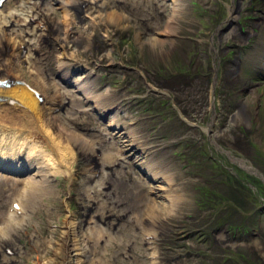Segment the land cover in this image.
Listing matches in <instances>:
<instances>
[{
	"label": "rangeland",
	"instance_id": "obj_1",
	"mask_svg": "<svg viewBox=\"0 0 264 264\" xmlns=\"http://www.w3.org/2000/svg\"><path fill=\"white\" fill-rule=\"evenodd\" d=\"M20 1L5 0L0 11L18 10ZM176 1L180 2V9L177 8V18L172 22L175 33L166 35L172 13L170 0H107L105 14L115 11L123 18L122 28L109 26L100 19L99 28L92 26L101 33L97 34L99 38L93 47L84 39L80 44L70 42L65 46L67 54L75 51L74 60L81 58L94 68L89 75H81L78 68L67 63L68 75L62 76L55 69L54 34H48L41 43L39 59L41 57L42 69L48 71L43 81L52 76L46 80L50 83L56 80V85L64 90L58 91L72 102V114L65 117L76 119L72 131L79 138L84 135L93 136L89 140L94 141L101 138L108 146L114 142L110 151L124 161L122 170L118 169V177L124 180L126 187H139L134 197L131 194L134 187L127 195L115 191L118 199L114 192L108 198L100 196L103 207L97 211L104 215L112 208V211L117 210V215L120 209L134 213L140 204L145 208L146 196L149 207L156 203L160 208L158 214L155 213L156 224L163 229L160 236L155 237L152 232L144 234L142 243L139 236H131L133 232L139 233L138 227L132 230L133 224H126L120 230L115 227L118 230L115 232L125 234L118 242L112 235L114 231L106 228L105 235L112 232L106 239L112 242L103 252L107 258L101 257L104 256V264H150L154 259L155 264H264V79L259 77H264V29H245L253 37L259 31L254 44L247 43V36L236 27L237 23L245 24L242 18L248 15L246 10H253L260 0ZM232 7H237L238 13L229 24ZM58 21L62 25L65 19ZM88 23L81 15L75 19L77 28L86 29L85 37L92 32ZM111 31L116 35L109 39V47L103 34ZM154 38L165 43L154 48L150 44ZM7 45L10 49L14 47L10 42ZM108 52L112 53L109 59ZM235 52L238 61L223 68L219 62L226 63ZM14 53L19 52L14 50ZM89 67L86 66V71H90ZM77 76H83L86 82H75ZM124 82H128L127 87L120 85ZM146 83L152 86V91ZM115 107L121 109L113 111ZM63 109L64 105L52 112L62 113ZM81 109H84V119L77 122L83 116L78 117L75 112L83 114ZM109 109L113 113L108 116ZM252 116L256 127L251 122ZM233 136H240L237 149L224 144L233 140ZM120 143L127 147L124 149L129 152L128 162L121 148H117ZM14 155L10 161L0 158V172L4 176L25 179L35 172L28 157ZM68 162L71 163V159ZM69 163L64 161L61 165L64 179L57 175L47 178L56 192L50 191L46 184L39 192L43 198L37 200L35 189L32 190L31 201L37 207L30 212L26 237L21 234L22 238L17 237L19 242L16 243L24 245L26 250L19 251V256L18 246L13 245L16 253L10 246L5 248L7 258L0 257L1 264H30L28 258H34L30 252L35 254L29 248L30 235L37 236L39 245L51 244L53 250L62 245L66 215L75 219L77 233L85 231L82 222L85 210L90 216L95 207L87 200L80 183L88 170L86 162L79 158L73 165ZM73 173L75 181L67 184L66 177ZM98 176L95 174L94 178ZM10 181L11 185L2 191L6 180L0 179L1 222V217L7 214L6 208L13 197L19 196L23 185L15 186V180ZM166 194L171 200L166 199ZM162 201L167 208L164 211ZM139 211L142 210L137 214ZM140 215L138 222L148 217ZM115 218L117 220L118 216ZM122 220L125 222L124 218ZM87 221L85 219V224ZM142 225L146 231L151 230L150 225ZM50 248H40V255L45 252V258H52ZM153 250L155 258L152 253L148 254ZM89 258L84 264H88Z\"/></svg>",
	"mask_w": 264,
	"mask_h": 264
},
{
	"label": "bare ground",
	"instance_id": "obj_2",
	"mask_svg": "<svg viewBox=\"0 0 264 264\" xmlns=\"http://www.w3.org/2000/svg\"><path fill=\"white\" fill-rule=\"evenodd\" d=\"M134 1L138 2V0ZM178 2L176 0H170L169 2L172 6V13L171 20L166 26V35H173L175 33V27L172 25V22L177 18V8L180 9V2ZM108 4L107 0H21L18 10L15 8L7 9L4 12L0 11V82L5 81L9 84L8 87L4 85L0 86V158L8 159L6 161H10V159L15 157L14 154L19 156L25 155V157H28V160L35 166V172L29 177H25V179H23V177L9 178L0 172V179L6 180L2 191L11 185L12 181L10 180L12 179L15 180L13 182V185L15 186L22 185L23 183L18 191V193H20L19 196H15L16 198L13 197V200L11 199L12 205L9 202L10 205L6 208L7 214H5L4 217H1L2 222L0 220V257H2V260L7 258L4 255V253H6L4 250L5 248H9V246L12 247L13 252H15V246H18L16 250L17 255L19 256V251L24 252L26 250L23 249L24 245L16 243L22 238L21 234L24 236L26 235L25 226L28 225L29 219L32 216L30 212L33 211V208L37 207L31 201V192L35 189L34 198L40 200L43 198L40 196V193L43 191V186L46 184L50 186L48 188L50 191L53 189L55 191V186H52V184L47 181V178L52 175H57L64 179V176H62L64 173L62 174L61 172V170H63L61 165H64V161L69 163L68 159H71L72 161L69 163L70 166L73 165L72 163L77 158L86 162V170L88 171L83 173L80 183L85 189L87 200H90V203L95 205L93 213L90 216H87V210H85L84 220L82 221L84 223L83 228H85L83 230L85 231H82L81 234H79V232L77 233L75 219L73 220L71 215H66L63 220V223H65V229L62 232L63 242L62 245L57 244L59 247L55 248V250L50 248L52 245L46 242L39 245L37 243V236L30 235L28 238L30 241L29 248L30 251L32 249L35 253L33 254L30 252L31 255L34 256L33 259L27 257L30 264H52L53 262H56L57 264L59 260L61 261L59 264H84L85 259L89 257L88 264H104L103 258L104 256L106 257L103 253L105 252L104 249L112 242H108L110 240L109 238L108 241L106 239V237L110 236L109 234L112 233L110 232L105 235L104 229L106 228L118 231L115 227H118L120 230L121 228H125L126 224H133V226L131 225L132 230L133 227L137 226L139 233L135 234L133 232L131 236H133V238L139 236L142 243L144 242V234L147 236L152 232L153 236L158 237V235L160 236V233H163V229L158 226L155 221L157 217L155 213L158 214L160 208L156 203L149 207L151 204L147 201L149 199L147 196L145 199V205H143L145 208H142V205L140 204V206L138 205L139 208L135 212L133 211L134 213H131V210L128 211L125 209L124 211L123 209H120V214L117 215V210L112 211V208L104 215L97 211L98 208L100 209V206L103 207L100 205V196L102 198L103 196L108 198L113 192L116 193L115 191L117 190L120 191V194L126 193L127 195L130 189H133L134 186L129 185V187H126V184L124 185L123 183L124 180L118 177V169H121L124 166V161H120L118 154L115 155V152L112 153L110 151L112 148L110 146L114 142L108 146V143H106L107 141H104L101 138L94 141V139L89 140L90 137L93 136L84 135V137H82L83 139L77 137L75 132L72 131L76 119L73 118L67 120L65 118L69 114H72V109H70L72 107V102L69 101V98L66 95L58 91V89L63 90V88L58 84V86L56 85L55 79L53 83L46 80L53 78L52 76L45 77V81L48 85L43 81L44 74L48 73V71L45 72V69H42L43 66L41 67L42 61L41 57L39 59V54L41 53V43L47 38L48 34H54V36H52L53 48L55 47L57 53L55 69L62 74V76L68 75L67 72L69 69L65 66L67 63L78 68L81 75H89L91 71H94V68L89 67L88 63L82 61L81 58L80 60H74L73 56L75 51H71L70 54H67L65 46L70 42L80 44L84 39V42H86L87 45L93 47L94 41L99 38V35L97 34H101L97 31L99 28V22L97 21L100 19L107 21L109 26L113 25L122 28L121 25L123 24V18H121V16L115 11H111V14H105ZM87 7H89V9H87ZM231 9H233V16L231 17L232 20H230L229 24L234 22L235 16L238 13L237 7H232ZM83 14L85 15L83 16ZM80 15L82 18H87L89 20L88 26H90V28L95 25L98 27H94L95 29L92 28V32H90L88 37H85L84 35L86 29L80 30L79 27L77 28L75 25V19L80 18ZM63 18L65 21L64 24L61 25L58 20H63ZM43 27H46V29ZM124 27L125 26H123V28ZM95 31L97 33H95ZM103 35H105L108 42L107 45L110 47L111 44L109 39L112 40L116 33L111 31V33L105 32ZM8 42H10V44L12 43V46L14 47L10 49L7 45ZM164 43L165 41L157 38L151 39L150 42L154 48L163 45ZM83 47H85L84 43ZM15 48L21 50L25 49V54L22 59L19 58V53H14V50L16 52ZM93 51L95 50L93 49ZM106 57L108 59L111 58L112 53L108 52ZM139 59L141 60L142 58ZM25 64L26 66H24ZM95 65H97V63H95ZM86 66L90 68V71H86ZM142 81L145 85V80L143 78ZM75 82H81V84H83L86 81L83 76H77ZM127 84L128 82H124L120 85L127 87ZM146 85L152 91V86H149L147 83ZM30 88L33 89V91L35 90L38 92L39 96L42 97V102L37 100L32 91H30ZM59 105H64L63 112H56V114H54L52 111L56 110ZM114 109L118 111L121 108L117 109L115 107L113 108V111ZM81 110L83 114H81V111L77 110L75 112L74 110L78 117L85 115L84 109ZM111 113H113L112 109H109L108 116ZM83 119L84 116L77 122H81ZM62 121L65 125L63 123L61 124ZM110 123H112V121ZM64 126H67L68 128ZM91 143L94 144L90 145ZM93 148L98 150L99 153L95 152ZM117 148H121L120 151H122L126 157L125 160L128 162V160H130L129 156H127L129 152H125L124 149L127 148L126 145L124 146L123 143H120V147ZM95 160L98 161L97 164L94 162ZM136 162L138 161L136 160ZM95 174H98L99 176L94 178ZM74 175L75 174L73 173L66 177V180H68L67 184L68 182L72 183L75 181ZM165 181H168V177ZM122 184L124 186H121ZM120 187L121 189H119ZM137 188L139 187H134L133 192H131L133 197L137 193ZM161 188L165 187L161 186ZM153 190L154 188H152V192ZM113 195L116 196V199L120 198L117 196V193ZM122 196L124 197V195ZM158 196L160 197L161 195L158 194ZM165 197L166 199L171 200V197L167 194ZM163 201L161 206L163 205L162 210L164 211V209L166 210L167 208H165ZM14 204L17 206L16 208L13 207ZM29 204L31 205L30 208L28 207ZM138 210L142 211H139L140 213L137 214ZM139 214H141V217L143 215L146 217L147 215L148 217L146 218L148 220L145 218L141 222H138ZM116 216H118L117 220L115 218ZM122 217L125 219V222H123ZM135 218L137 219L135 220ZM85 219L88 220L86 224ZM136 222H138L139 226L135 224ZM142 224L146 226L150 225L151 230L149 229L146 231ZM108 229L107 231L109 232ZM115 231L112 235L117 238L115 240L120 242L125 234L123 235L122 231L118 233ZM7 236H9L12 241L7 239ZM46 247H49L51 251H53L52 258L49 257L50 259L45 258V252H42L43 254L41 253L42 255H40L41 251L39 249ZM149 253H152L151 256L155 258V250L148 252V254ZM101 255L104 256L101 257ZM154 260L150 261V264H155L156 262Z\"/></svg>",
	"mask_w": 264,
	"mask_h": 264
},
{
	"label": "flooded vegetation",
	"instance_id": "obj_3",
	"mask_svg": "<svg viewBox=\"0 0 264 264\" xmlns=\"http://www.w3.org/2000/svg\"><path fill=\"white\" fill-rule=\"evenodd\" d=\"M246 12H248V15H246L242 18V21H244L245 24L243 25V22L237 23V29L239 30V33H241L244 37H245V35L247 36V38H245V39H247V43L253 42L255 44V42L257 41L256 35L259 31L253 37V34L247 33L245 29H248V28L264 29V1L263 0L258 1V5H255V8L253 10H246ZM262 36H263L262 38H263V42H264V32L262 33ZM263 58H264V56H263ZM238 59H239L238 54L235 52L232 59H228L226 61V63L224 62L222 64L219 62V64L222 65L223 68H225V67L228 68V64L234 65L235 61H238ZM259 77L264 79V77H262L261 75ZM245 91H247V90H245ZM234 108H236V106H234ZM255 115H257V114H255ZM255 120L256 119L254 118V116H252L251 122L256 127L257 123L255 122ZM239 139H240V136H238V137L233 136V140L231 139L232 141L228 140L224 144H225V146L232 147V149L233 148L237 149Z\"/></svg>",
	"mask_w": 264,
	"mask_h": 264
}]
</instances>
